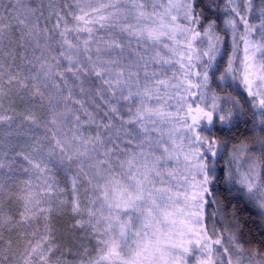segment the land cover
Listing matches in <instances>:
<instances>
[{
    "label": "snow or ice",
    "instance_id": "obj_1",
    "mask_svg": "<svg viewBox=\"0 0 264 264\" xmlns=\"http://www.w3.org/2000/svg\"><path fill=\"white\" fill-rule=\"evenodd\" d=\"M0 264H264V0H0Z\"/></svg>",
    "mask_w": 264,
    "mask_h": 264
},
{
    "label": "trees",
    "instance_id": "obj_2",
    "mask_svg": "<svg viewBox=\"0 0 264 264\" xmlns=\"http://www.w3.org/2000/svg\"><path fill=\"white\" fill-rule=\"evenodd\" d=\"M60 180H61L62 184L67 183L66 177L61 176ZM242 215H243V213H242ZM67 221H68L67 216L60 217V218L56 219V224H57L58 228L61 229V231H63L65 229ZM65 234H67V233H65Z\"/></svg>",
    "mask_w": 264,
    "mask_h": 264
},
{
    "label": "rangeland",
    "instance_id": "obj_3",
    "mask_svg": "<svg viewBox=\"0 0 264 264\" xmlns=\"http://www.w3.org/2000/svg\"><path fill=\"white\" fill-rule=\"evenodd\" d=\"M243 215H245V216H246V215H247V212L243 213Z\"/></svg>",
    "mask_w": 264,
    "mask_h": 264
}]
</instances>
